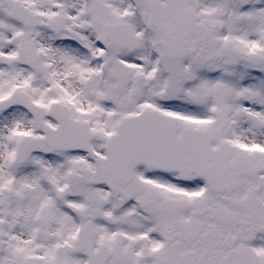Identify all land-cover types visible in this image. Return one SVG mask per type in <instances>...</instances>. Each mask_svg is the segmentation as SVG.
<instances>
[{
    "label": "snow or ice",
    "instance_id": "1",
    "mask_svg": "<svg viewBox=\"0 0 264 264\" xmlns=\"http://www.w3.org/2000/svg\"><path fill=\"white\" fill-rule=\"evenodd\" d=\"M0 264H264V0H0Z\"/></svg>",
    "mask_w": 264,
    "mask_h": 264
}]
</instances>
